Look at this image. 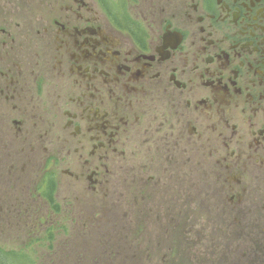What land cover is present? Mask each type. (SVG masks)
Returning <instances> with one entry per match:
<instances>
[{
  "label": "flooded vegetation",
  "instance_id": "flooded-vegetation-1",
  "mask_svg": "<svg viewBox=\"0 0 264 264\" xmlns=\"http://www.w3.org/2000/svg\"><path fill=\"white\" fill-rule=\"evenodd\" d=\"M31 206L264 264V0H0V218Z\"/></svg>",
  "mask_w": 264,
  "mask_h": 264
},
{
  "label": "rangeland",
  "instance_id": "rangeland-1",
  "mask_svg": "<svg viewBox=\"0 0 264 264\" xmlns=\"http://www.w3.org/2000/svg\"><path fill=\"white\" fill-rule=\"evenodd\" d=\"M24 179L29 182L26 176ZM56 219L62 221L63 227L51 233L47 241L43 237L44 226L48 224L35 226V206L24 207V218H0V246L4 250L34 248L28 254L20 251L14 258L4 255L1 258L5 264H145L147 261L144 254L137 258L130 253L133 248L127 231L130 218ZM83 225L87 226L85 234H82ZM187 264L203 262L195 261L190 254Z\"/></svg>",
  "mask_w": 264,
  "mask_h": 264
},
{
  "label": "trees",
  "instance_id": "trees-1",
  "mask_svg": "<svg viewBox=\"0 0 264 264\" xmlns=\"http://www.w3.org/2000/svg\"><path fill=\"white\" fill-rule=\"evenodd\" d=\"M49 238H51V236H49ZM23 254H28V252L23 251ZM4 255H10L11 257H16V255H19V252L17 253L16 251H6L4 250V248L0 247V264H5V262L2 260L1 257H3Z\"/></svg>",
  "mask_w": 264,
  "mask_h": 264
}]
</instances>
